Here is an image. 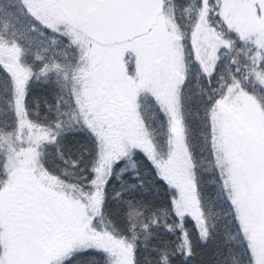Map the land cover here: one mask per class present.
I'll return each instance as SVG.
<instances>
[{
    "label": "snow or ice",
    "instance_id": "1",
    "mask_svg": "<svg viewBox=\"0 0 264 264\" xmlns=\"http://www.w3.org/2000/svg\"><path fill=\"white\" fill-rule=\"evenodd\" d=\"M0 264H264V0H0Z\"/></svg>",
    "mask_w": 264,
    "mask_h": 264
}]
</instances>
